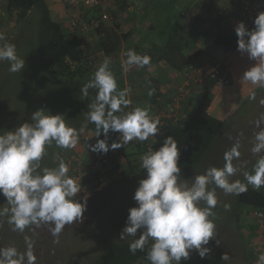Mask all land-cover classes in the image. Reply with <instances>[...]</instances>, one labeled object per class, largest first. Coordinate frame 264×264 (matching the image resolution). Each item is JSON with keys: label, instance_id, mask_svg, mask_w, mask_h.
<instances>
[{"label": "rangeland", "instance_id": "obj_1", "mask_svg": "<svg viewBox=\"0 0 264 264\" xmlns=\"http://www.w3.org/2000/svg\"><path fill=\"white\" fill-rule=\"evenodd\" d=\"M5 4L0 1V264H98L106 248L125 242L147 245L173 264H264L246 242L260 221L238 201L242 185L264 184V57L254 46L238 48L245 55L227 59L236 69L245 56L251 64L238 72L244 77L237 85L212 87L211 98L221 101L213 107V98L209 111L224 128L196 168L166 181L138 172L125 178L128 161L122 158L120 166L103 171L93 199L56 202L42 210V219L23 226L18 212L30 180L56 187V151L71 134L95 135L82 127L109 124L111 99L100 92L92 97L68 91L50 76L36 55L38 13L19 23ZM179 13L170 5L160 29H169ZM116 20L110 27L119 32ZM84 41L86 46L97 42L91 36ZM147 81L138 77L142 84L129 93L130 102L141 95L145 100ZM178 90L182 93L183 85ZM191 95L202 92L195 87ZM142 129H134V136L139 138ZM137 264L150 263L142 258Z\"/></svg>", "mask_w": 264, "mask_h": 264}, {"label": "trees", "instance_id": "obj_2", "mask_svg": "<svg viewBox=\"0 0 264 264\" xmlns=\"http://www.w3.org/2000/svg\"><path fill=\"white\" fill-rule=\"evenodd\" d=\"M5 1L8 14L13 16L17 13L19 23L33 12L38 13L40 23L36 55L50 76L58 78L68 91L85 92L92 97L100 92L111 99L109 124L104 128L92 125L82 127L83 130L93 132L101 144L97 149L92 148L94 157L89 156L90 148L87 149L86 166L90 167L100 157L107 158V163H100L92 174L94 187L102 185L103 171L110 166H120L122 158L128 161L127 167L123 168L122 175L125 178L138 172L141 175L158 176L165 181L188 174L202 162L224 128V123L209 113L214 98H211L212 91L203 87L202 96L195 98L191 93L195 92V87L199 91L201 89L194 82L183 86L184 91L181 93L178 87L171 85L172 82L161 85L159 80L147 73L151 68L165 63L181 75L185 76L193 68L198 71L197 77L203 76L204 71L201 68L208 61L200 62L198 57L211 54L213 56L218 54L219 50L228 53L237 50L238 47L236 36L230 34L227 28L220 26V20L217 21L215 30L211 32L216 51L214 52L213 48V51L207 54L198 50L191 56L190 53L195 45H192L189 39L178 38L181 36H176V32L163 43H152L147 49L142 48L144 42L130 46L133 33L118 32L110 27L113 21L103 19L102 8L86 9L84 6H79L77 8L79 10L76 11L80 14H75L82 22L79 20L81 24L70 33L64 28L63 22L54 18L47 0ZM116 2L118 9L113 12L114 19L119 10L129 5L128 0ZM92 20H101L99 27H94ZM88 36L96 38L97 42L94 46L85 45L84 38ZM203 36L202 33L201 37ZM124 45L131 47L135 52L132 62L129 60V53L124 55L126 65L119 57ZM134 63H138L141 68L138 74L129 70ZM126 69L128 72L125 71ZM138 77L142 78V82L148 79L149 81L144 85L150 84V87L145 93V100H142L143 95H141L139 100L130 102L129 93L142 84V82L138 84ZM176 103L179 105V111L177 116H173ZM158 116L162 117L158 118ZM126 126H131L133 129L143 128L140 130L141 136L138 138L131 134L127 142L120 141L119 136ZM68 149L67 141L62 150L56 151L55 162L57 158L66 154ZM142 155L144 157L140 160ZM88 157L93 158L94 161ZM51 188L52 190L43 186L37 178H34L30 180L24 197L42 199L55 192L57 186ZM94 195L84 201L93 199ZM238 201L253 210L264 211V184L259 189L242 185L239 189ZM44 209L49 207L37 206L32 202L21 205L18 212L21 224L31 226L36 223L38 219L43 218L41 213ZM253 230H256V227H253ZM142 258L148 259L150 264H173L160 253L158 254L157 250L133 242L109 246L100 255L98 264H137Z\"/></svg>", "mask_w": 264, "mask_h": 264}, {"label": "crops", "instance_id": "obj_3", "mask_svg": "<svg viewBox=\"0 0 264 264\" xmlns=\"http://www.w3.org/2000/svg\"><path fill=\"white\" fill-rule=\"evenodd\" d=\"M230 1L233 2L235 0ZM230 1L226 0V4L230 3ZM47 2L49 4L50 10L53 13L54 18L63 22L64 28L70 33H73L74 31L71 29V27H69L70 21L74 16H76L75 13H77V15H79L80 13L76 11V9H70L65 4L64 0H47ZM128 2L129 5L127 8H122V10H119L117 12L116 23L117 27L121 29L120 32L129 31L133 33L132 37L130 38V46H132L133 44L136 45L138 43L144 42V47L142 48L147 49L149 45H152V43H163L164 41L162 40V34L164 32H168L166 39H169V31L174 30L177 34L176 36H181L178 38L189 39L192 41V45H195L194 50H192L190 53L191 56L194 55L195 52L198 50L206 52L207 54L208 52H212L213 50L214 52L216 51L212 43L211 32L215 30V27L218 24V16L216 8L211 6L210 4H205L201 0H183L184 7L180 8L178 0H128ZM170 5L179 7L180 13L176 17V22L173 21V24L170 26L171 28L169 27V29H160L159 25L164 20V18H166V14L164 13H167L169 11ZM6 6L7 4H5V9H7ZM160 10H162L163 12L162 14L158 15L160 13ZM261 23L264 27V19ZM201 32L204 34L203 37H201ZM204 40H206V43H203ZM249 40V47L252 45L254 46V53L264 57V44L260 43L258 39L252 38ZM244 50L245 49H241L239 51L236 50L228 53H223L222 50H219L218 54H215L213 56L210 53L211 55H209L208 57L200 56L198 58L200 62H210L211 59L216 56L213 60V63L210 62L208 64H215L213 67L217 68L220 76L224 77L228 82H230L227 84L226 87H230L231 85H237L241 78L244 77L239 75L238 72L245 71L246 69H248L249 65H251L247 62L245 56V62L244 64L240 65V68L236 69L232 66L233 63H231V58L240 53L241 55H245ZM126 53H129L128 56L131 62L133 61V58L135 56L134 50L131 49V47H126V45H124L122 51L119 54V57L122 59L125 65L126 62L124 61L123 57ZM231 55L233 56L230 58V62L227 59ZM240 60L241 62L243 61V56L240 57ZM140 69L141 68L139 67L138 63H134V65H131V69L129 70H131L132 73L134 72L135 74H138L137 72H139ZM125 71L128 72L127 69ZM147 74H152L157 80L160 81L161 85L167 84V82L170 81L169 83L172 82V86L179 88L180 85L187 86L194 82L198 83L197 86H200V92L202 91L203 87H206L209 91L216 93V91L212 88L215 87V80H211L209 79V77L204 75L198 76L196 78V81L189 82L186 78L187 73L185 74V76L181 75L180 77V73L171 69L165 63H161L151 68L150 70H148ZM136 76L137 75H135V77ZM247 77L250 78L251 76L247 75ZM221 93H219L218 95H221ZM216 101H221V98H215V101L213 102V107L215 106ZM174 111L175 113H173L172 115L177 116L179 111V105H177V103L174 107ZM50 189L52 190V188Z\"/></svg>", "mask_w": 264, "mask_h": 264}, {"label": "built area", "instance_id": "obj_4", "mask_svg": "<svg viewBox=\"0 0 264 264\" xmlns=\"http://www.w3.org/2000/svg\"><path fill=\"white\" fill-rule=\"evenodd\" d=\"M117 0H64L65 4L73 9L79 10V6H84L86 9L102 8L103 19L114 21L113 12L118 9ZM205 4H210L217 10L218 22L220 26L227 28L230 34H234L237 38L239 47H248L249 39H258L264 43L262 20L264 19V0H235L226 4V0H201ZM110 10V12H108ZM81 18L74 16L70 22L71 29H76L81 24ZM101 20H92L94 27H99ZM250 41V40H249ZM205 64L201 70L204 75L215 79L218 87L226 85L224 78L218 77V70L213 67L215 64ZM187 73L189 82L196 81L198 71L191 69ZM201 72L199 71V74ZM163 116V115H162ZM161 116V117H162ZM158 117V118H161ZM134 129L131 126L123 128L119 136L120 141L127 142ZM69 149L66 154L56 159L58 175L57 189L51 192L50 196L39 198H23L21 205L32 202L37 206L51 207L56 202H66L73 199H87L91 197V193L98 187L94 188V183L91 179L93 172L99 167L100 163H107V158L100 157L98 161L86 166L85 158L88 156L87 149L90 148V153L94 154L92 148L101 146L96 136H89L82 139L71 134L67 139ZM94 157V156H93ZM88 159L93 158L88 157ZM92 186V188L90 187ZM101 186V185H100ZM253 217L260 221L256 224V230L251 235L247 236V245L252 247L254 254H261V262L264 263V211L253 210Z\"/></svg>", "mask_w": 264, "mask_h": 264}, {"label": "clouds", "instance_id": "obj_5", "mask_svg": "<svg viewBox=\"0 0 264 264\" xmlns=\"http://www.w3.org/2000/svg\"><path fill=\"white\" fill-rule=\"evenodd\" d=\"M262 26H263V25H262ZM263 28H264V27H263ZM262 33H263V32H262ZM260 43H261V42H260ZM249 44H250V43H249ZM262 44H264V43H262ZM248 47H249V45H248ZM248 47H239V46H238L237 49H238V48H245V49H247ZM212 63H213V61H212ZM209 65L212 66L211 64H209ZM202 66H203V65H202ZM204 74H205V72H204ZM204 74H203V76H204ZM217 76L223 78L222 76H220L219 72H218V75H217ZM207 77H208V76H207ZM209 79H211V80H215V79H212V78H210V77H209ZM224 79H225V78H224ZM225 80H226V79H225ZM226 82H227V83H226L225 86H223V87H218V86H217V83H216V80H215V86H216L217 88H220V89H221V88H224V87H226L227 84L229 83L227 80H226ZM195 84H196V83H195Z\"/></svg>", "mask_w": 264, "mask_h": 264}]
</instances>
